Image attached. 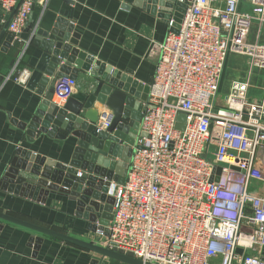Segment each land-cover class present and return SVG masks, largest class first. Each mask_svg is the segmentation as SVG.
Returning <instances> with one entry per match:
<instances>
[{
	"label": "built area",
	"instance_id": "2783aa9c",
	"mask_svg": "<svg viewBox=\"0 0 264 264\" xmlns=\"http://www.w3.org/2000/svg\"><path fill=\"white\" fill-rule=\"evenodd\" d=\"M17 1L0 0V9ZM32 6L16 7L7 27L15 38ZM168 24L125 179L109 189L112 219L92 231L101 243L92 241L154 264H264V83L262 97L248 99L252 70L264 71V0H187L178 26ZM230 53L242 54L248 71L222 105ZM75 87L63 78L56 97ZM110 118L105 110L98 127Z\"/></svg>",
	"mask_w": 264,
	"mask_h": 264
},
{
	"label": "crops",
	"instance_id": "0c3cea01",
	"mask_svg": "<svg viewBox=\"0 0 264 264\" xmlns=\"http://www.w3.org/2000/svg\"><path fill=\"white\" fill-rule=\"evenodd\" d=\"M170 2L73 0L71 4L65 0H35L28 29H23L17 38L9 36L7 30L0 41V176H14L9 173L11 169L33 166L36 161L72 159L76 139L62 128L53 129L45 122V116L37 115L59 80L63 65L66 77H70L75 62L81 59L73 95L92 90L100 65L105 70L112 68L117 80L131 78L137 84L135 92L144 94V87L155 73L159 45L170 30L168 22L174 11ZM9 13L0 9V26ZM35 31L48 32L50 38ZM249 38L250 41L255 38L251 31ZM259 41L264 42V36ZM71 55L75 62H68ZM247 67L244 56L229 54L221 80L227 69L232 76L230 86L232 81L244 78L242 70ZM23 70L29 73L24 84L16 81ZM63 102L55 92L52 94L51 104L62 106ZM45 127L47 132L42 130ZM62 133H65L63 137ZM108 181L107 194H110L109 189L118 182L114 178ZM42 199L0 192L3 212L75 237L95 240L88 221L78 215L73 197L50 192ZM101 259L99 254L0 220V264H98ZM110 264L121 263L110 260Z\"/></svg>",
	"mask_w": 264,
	"mask_h": 264
},
{
	"label": "water",
	"instance_id": "95a60500",
	"mask_svg": "<svg viewBox=\"0 0 264 264\" xmlns=\"http://www.w3.org/2000/svg\"><path fill=\"white\" fill-rule=\"evenodd\" d=\"M65 1L73 4V0ZM153 1L158 2V0ZM34 3L35 0H33V6ZM186 3L187 0L183 2L171 0L170 2V9H174L171 14L172 17H170L173 18L175 27L181 21ZM15 11L16 8H13L6 20L1 24L0 41L6 36L8 24ZM71 26L72 24L70 23L68 31L71 29ZM24 29H28V21ZM172 30L176 31L175 28H172ZM8 33L9 36H13L10 32ZM36 33L48 36L49 38L51 35L48 32L40 33L37 31ZM68 62H75L74 55H71ZM75 63L73 74L69 75L74 79H76L77 66L82 65L81 59L79 58ZM65 70L66 66L63 65L60 69L59 80L50 89L47 100L42 102L40 106L43 110L37 112V115L42 118L45 116V122L52 125L53 129L62 128L66 134L76 139L75 152L69 162L75 164L76 157L89 159L90 163L87 166L83 165V168L92 169L93 175L89 176V178H78L75 176L76 172L74 169L69 168L68 171L71 173L64 174L68 178L61 182V186H59L60 179H54V177L50 179L47 177H36V175H40L37 170H46V164L63 168L61 162L51 160L36 161L33 166L21 167L19 170L13 168L9 173H12L16 177L17 183L29 187H42L46 190L45 197L50 192L63 193L64 195L73 197L76 201L78 215H82L88 221V229L95 231L96 228H100L106 231L107 225L113 216L112 204L114 201L113 196L107 194L108 179L114 178L118 183H122L125 179L132 146L135 142L142 117L143 102L147 98L149 86L146 85L144 87V94L141 95L135 92L137 84L131 78L122 77V79L117 80V76L114 75L115 71L112 68L105 70L100 65L96 71L98 79L92 90H89L87 93L78 92L74 95L71 94L64 100L62 106L51 104L50 99L55 92L56 86L67 76L64 72ZM109 77L113 79L115 77V79L109 80ZM104 109L109 111L111 118L109 125L104 129H100L98 122L100 117L105 116ZM42 130L46 131V127ZM65 133L61 134L62 137ZM126 156L127 158H125ZM116 157L119 159L116 160ZM122 159H126V161L123 162ZM24 173L29 176L23 177ZM8 177L11 178L13 176L11 174L0 176L3 180ZM43 199L42 201H44ZM0 220L23 226L72 246L99 254L102 256L101 264H108L109 260L121 264H154L143 262L137 257L112 250L93 241L75 237L50 227L32 223L3 211H0ZM97 223L99 224L97 225Z\"/></svg>",
	"mask_w": 264,
	"mask_h": 264
},
{
	"label": "rangeland",
	"instance_id": "374dc122",
	"mask_svg": "<svg viewBox=\"0 0 264 264\" xmlns=\"http://www.w3.org/2000/svg\"><path fill=\"white\" fill-rule=\"evenodd\" d=\"M258 29V26L256 25V21L254 20L252 22V27H251V33L254 36L256 31ZM261 36H264V28L262 29L261 32ZM250 39V38H249ZM232 55H239V56H243L242 54H236V53H230ZM239 69L241 70V67H239ZM247 68H244V70H242L243 74H245L243 79H246L247 77ZM240 70H238V72H240ZM228 70L226 69L225 71V75H223V78L221 80L220 83V89L217 92L216 98L218 99V102H222V105L224 104V97L226 96L227 92H228V87H229V81L231 80L232 76L231 74L227 73ZM249 76V75H248ZM250 83H251V87L248 90V99L250 101H254V100H258L260 97H262V85L264 83V71H260L258 69H253L252 70V75L250 78ZM125 141V140H124ZM127 158V156L125 157ZM123 162L126 161V159H122ZM84 162V163H83ZM90 163L89 159H85L83 158H75V164H71V162H61V164H63V168H61L60 166H50L49 164H46L47 168L45 171L43 170H37L39 171L40 175H36V177H41V178H48L50 179L51 177H54V179H60V183L59 186H61V182L65 181L66 175H64L65 173L70 174L71 172L68 171L69 168L74 169V171L76 172V177L80 178V177H87L89 178V176L93 175V170H89L87 168H83V165L87 166ZM55 165V163H54ZM44 175V176H42ZM85 175V176H82ZM21 176V175H19ZM23 177L25 176H29L28 174L24 173L22 175ZM68 183V182H67ZM0 192L3 193H11V194H15V195H19V196H23V197H27V198H31L34 200H41L42 198H44L45 196V192L46 190L43 189L42 187H29V186H25L22 185L21 183H17L16 182V177H11V178H7V179H1L0 178ZM110 196L111 193H110ZM0 211H2V208L0 206ZM79 237V236H78ZM96 239L98 240L99 243H101L99 241V239L102 241V238L100 236H96ZM83 239V238H82ZM86 239L89 241L92 239L90 237H86ZM98 243V244H99Z\"/></svg>",
	"mask_w": 264,
	"mask_h": 264
}]
</instances>
